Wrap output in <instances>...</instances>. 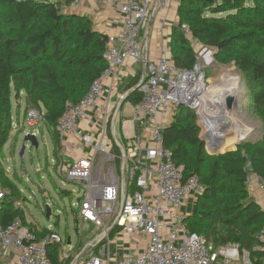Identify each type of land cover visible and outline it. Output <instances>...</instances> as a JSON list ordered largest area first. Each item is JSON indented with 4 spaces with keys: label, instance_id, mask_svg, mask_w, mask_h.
Segmentation results:
<instances>
[{
    "label": "built area",
    "instance_id": "built-area-1",
    "mask_svg": "<svg viewBox=\"0 0 264 264\" xmlns=\"http://www.w3.org/2000/svg\"><path fill=\"white\" fill-rule=\"evenodd\" d=\"M83 1L57 3L76 9ZM104 1L122 16L121 32L108 36L107 68L101 77L79 103L67 104L56 127L61 148L68 150L59 158L58 172L82 191L74 211L79 231L83 225L90 226L89 230L96 226L102 234L79 249L56 231L30 227L17 218L7 227L0 224V264H6L11 256L15 264H52L49 247L53 245L60 247L64 264H252L249 253L238 244L215 247L188 231L185 220L189 214L184 206L203 188L196 177L184 179V168L175 164L163 139L164 128L172 122L176 109L184 106L194 111L207 151L217 152L235 133L234 113L241 97L239 76L231 67H218L207 47L197 53L191 70H181L171 53H163L152 70L147 67L138 85L142 100L134 105L126 95L120 96L121 104L136 107L140 115L126 120L133 132L126 143L108 147L110 111L102 106L107 83L118 79L130 59L147 66L145 29L158 7L169 10L182 0ZM166 26L162 19L155 30L162 33ZM210 68H216V76L209 75ZM231 98L233 106L229 108ZM41 121L43 116L33 109L26 113L24 125L41 130ZM246 136L232 140L225 148ZM78 150L82 155L75 158ZM99 156H104V162L96 172ZM260 188L264 192L262 182ZM3 194L0 192V200ZM44 229L46 233H42ZM256 238L264 241V232Z\"/></svg>",
    "mask_w": 264,
    "mask_h": 264
},
{
    "label": "trees",
    "instance_id": "trees-1",
    "mask_svg": "<svg viewBox=\"0 0 264 264\" xmlns=\"http://www.w3.org/2000/svg\"><path fill=\"white\" fill-rule=\"evenodd\" d=\"M60 5L49 0H0L2 227L17 218L35 227L23 210L14 207L15 182L2 163L13 130V94L25 95L26 113L30 108L41 113L59 159L62 149L56 127L67 104L79 103L107 68L108 36L96 30L88 17L65 13ZM178 18L171 42L175 65L181 70L194 67L193 42L212 50L218 65L233 63L246 77L253 110L263 123L260 139L212 155L200 137L194 111L184 106L176 109L163 131L164 147L175 164L184 168V179L196 177L203 188L195 213L185 225L208 244H238L249 253L252 264H263L264 241L256 237L264 232V209L250 198L247 170L252 167L264 184V0H182ZM138 92L129 96L135 104L142 100ZM49 258L52 264H64L58 245L49 247Z\"/></svg>",
    "mask_w": 264,
    "mask_h": 264
},
{
    "label": "rangeland",
    "instance_id": "rangeland-1",
    "mask_svg": "<svg viewBox=\"0 0 264 264\" xmlns=\"http://www.w3.org/2000/svg\"><path fill=\"white\" fill-rule=\"evenodd\" d=\"M57 3V0H49ZM61 11L68 13L70 9L67 6L60 5ZM193 47L196 53L203 50L204 45L193 42ZM212 51V50H210ZM213 57H216L215 55ZM231 67L234 74L238 75L241 81V97L237 110L234 113L233 120L235 124H241V134L246 132V137L241 142L247 140H258L262 136L263 123L256 116L253 110V102L251 96L250 85L246 77L238 71L236 66L232 64L218 65ZM218 71L216 68L209 69V75L216 76ZM21 108V109H19ZM34 108L28 109V111ZM20 110V115H18ZM26 110L25 95L22 94L16 98L13 94L12 98V115H13V130L9 141L3 151L2 163L7 170L11 180L15 182V192L13 205L15 208L23 210L26 220L30 221L36 228L54 230L58 232L66 241L70 238L72 245L79 249H84L92 244L98 236L102 234V229L93 227L88 230L85 225L83 229L77 233L74 229L73 212L78 209V197L82 193L81 188L66 181L65 177L58 171L59 159L54 155V143L48 131V128L41 121V130H32L24 125ZM28 113V112H27ZM130 115V114H127ZM20 117V123H18ZM20 124V128L18 125ZM241 126H238L240 129ZM36 133L39 142V148L35 149L27 145L23 155H21L24 138L28 134ZM240 133H237L238 135ZM243 138V136H239ZM238 138V139H239ZM235 140V139H233ZM236 145L225 148L223 151L235 148ZM62 149V148H61ZM222 151V152H223ZM60 151V156H63ZM100 158L98 157L96 167H101ZM72 161V160H71ZM106 171V169H104ZM96 173V172H95ZM60 190L69 191L71 194L62 196ZM5 193H9L8 191ZM190 201L191 209L189 216L195 213L199 196H192ZM49 206L52 209V217L46 218L45 207ZM60 216V221L56 217Z\"/></svg>",
    "mask_w": 264,
    "mask_h": 264
},
{
    "label": "crops",
    "instance_id": "crops-1",
    "mask_svg": "<svg viewBox=\"0 0 264 264\" xmlns=\"http://www.w3.org/2000/svg\"><path fill=\"white\" fill-rule=\"evenodd\" d=\"M178 8L179 5L176 4H173L169 10L158 7L152 22H150L145 29V32L143 33V40L144 42L147 40L145 53L147 66H145L143 63H139L130 59L126 62L125 66L122 67L118 79L114 83H107L102 106L104 111H110V137L109 140L105 142L108 147H111L112 143H116L117 145L126 143L128 137H130V135L133 133L132 125L127 124L126 120L130 121L139 116L140 113L136 107H129L121 104L120 96L126 95L128 101L134 105L138 104H135L133 99H129V96L135 91H138V85L141 82L145 71H147V67L148 70H152L153 66L157 63L158 59L163 53H171L172 29L179 21ZM68 13H76L88 17L92 20L96 30L106 34L107 36H116L121 32L122 16L118 11L111 9L108 3L104 0H85L83 1L82 5L76 9H70ZM162 19L166 20L167 26L164 28L162 33H158L155 29L156 27L160 26V20ZM148 31L149 34L146 38ZM136 78L137 81L131 86L132 82ZM115 113H117L116 117ZM18 115H20V110H18ZM18 123H20V117H18ZM18 127L20 128V124ZM83 127L88 128V123H84ZM80 150L76 151V154L75 151L72 152L75 154V158L82 155V151ZM116 150L119 153L117 148ZM61 152V154L65 156L67 155L66 152H68V150L62 149ZM103 162L104 156H101L100 164ZM97 170L98 166L96 167V172ZM260 185L261 182L257 179V176L255 174H251L248 182L250 198L261 205V207L264 209V192L260 188ZM192 200L193 197L191 196L184 206L183 210L186 214H190L192 205L189 203ZM27 222L30 223V221ZM15 263L16 259L14 256H11L6 262V264Z\"/></svg>",
    "mask_w": 264,
    "mask_h": 264
},
{
    "label": "water",
    "instance_id": "water-1",
    "mask_svg": "<svg viewBox=\"0 0 264 264\" xmlns=\"http://www.w3.org/2000/svg\"><path fill=\"white\" fill-rule=\"evenodd\" d=\"M228 106L229 108H231L233 106V99H229L228 101ZM30 144V146L32 148H35V149H38L39 148V142H38V139L36 137V135H33V134H28L26 135V137L24 138V141H23V145H22V151H21V155L24 154L26 148H27V145ZM239 144V142H236L235 145L237 146ZM225 153V151H219V152H212L210 154L212 155H219V154H223ZM248 174H254V169L252 167H249L248 170H247ZM60 193L62 195H65V196H68L70 195L71 193L69 191H65V190H60ZM78 203H80V199L77 200ZM45 213H46V218L47 219H50L52 217V209L49 207V206H46L45 207ZM73 219H74V229L77 233H79V221H78V218H77V213L76 212H73ZM56 220L57 221H60V216H57L56 217ZM87 229L89 230L91 227L90 226H86ZM69 243H70V238H69Z\"/></svg>",
    "mask_w": 264,
    "mask_h": 264
},
{
    "label": "bare ground",
    "instance_id": "bare-ground-1",
    "mask_svg": "<svg viewBox=\"0 0 264 264\" xmlns=\"http://www.w3.org/2000/svg\"><path fill=\"white\" fill-rule=\"evenodd\" d=\"M238 126H241L240 129L238 128ZM242 127H243V125H241V124H237V125H236V129H235V133L232 134V135H230L229 139L226 140L224 143L221 144L220 149H219L217 152H219V151H223L224 148H225L226 146H228V145L232 142L233 139H237V138H239L240 135L244 137V136L246 135V132L243 133V134L240 133V132L242 131V129H241ZM237 133H240V134L238 135Z\"/></svg>",
    "mask_w": 264,
    "mask_h": 264
}]
</instances>
